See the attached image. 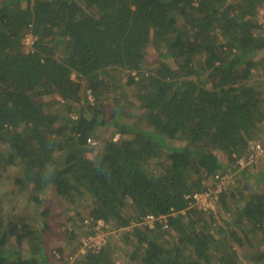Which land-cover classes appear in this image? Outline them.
Masks as SVG:
<instances>
[{"label": "trees", "instance_id": "trees-1", "mask_svg": "<svg viewBox=\"0 0 264 264\" xmlns=\"http://www.w3.org/2000/svg\"><path fill=\"white\" fill-rule=\"evenodd\" d=\"M261 8L264 0H0V185L8 178L13 196L0 215V264H52L55 206L66 224L87 208L122 230L70 261L79 231H90L82 218L68 253L57 247L58 264H119L114 247L120 264H245L238 248L264 264V168L237 163L264 135ZM237 167L238 187L222 191L218 210L193 204L195 191ZM50 189L53 207L40 198Z\"/></svg>", "mask_w": 264, "mask_h": 264}, {"label": "rangeland", "instance_id": "rangeland-1", "mask_svg": "<svg viewBox=\"0 0 264 264\" xmlns=\"http://www.w3.org/2000/svg\"><path fill=\"white\" fill-rule=\"evenodd\" d=\"M259 17H260L261 21L264 22V8L260 9ZM134 72H136V71L135 70L132 71V74ZM110 132H111V128L109 127V128H107L105 130V132H104L105 134L104 135L109 136ZM122 138H123V136H120V135L115 137V139H119V140H122ZM258 139L262 143H264V135H261ZM95 140H97L96 144H99L102 141V139H99V140L95 139ZM253 140H256V139H252V140L249 141L247 149L240 156V157H243L245 159V162L247 163L246 166L250 168L252 173L257 171V170H259V169L264 168V154H262V155L260 154L257 157H255L253 162H249V159L247 158L248 149L250 147L251 141H253ZM235 170H232L233 172L231 171L233 176L225 184L224 188H226L227 190L228 189L229 190L237 189V187H238L239 179H240V175L238 174V167ZM17 171H18L17 167H12L9 170L8 173L13 176V175H15V173ZM253 179L254 178H252L251 180H253ZM10 185H11V181L8 180V178H5L4 180H2V183L0 185V215L4 214V213H7L8 209L10 208V205L12 204L11 202L10 203L8 202V199H10L13 196L12 195H7V191L10 189ZM40 198L43 199L47 203L48 207L49 206L53 207V205H54V194H53L51 189L46 191L45 193L41 194ZM37 206H38L37 202H35V201L31 202V207L32 208H35ZM216 209L218 210L217 207H216ZM87 210L88 209L86 208L85 211H84V215L82 217L83 221H84V218L89 215ZM52 212H53L54 215H51V219H50V221H51V229L48 231V234H46L47 246L48 247L45 250V252L53 253L50 256V261H51L52 264H58V263H60L59 260L62 258V254H61V252L58 251L57 247H59V246L65 247L66 252L68 253V249H69V246H70V241L68 240L69 239V231H70V229H72V228L75 229V230L79 229V228L82 229L84 226L82 227V218H79V220L77 219V220H74V221H69L66 224L64 222V220L66 219L65 218L66 214L64 213L63 208H61L60 206L59 207L55 206V208L53 209ZM35 213H37V212H35ZM35 218L38 219L37 214H36ZM3 223H5V222H3ZM121 231H122L121 229L113 228V229H111L109 231L107 237L111 238L112 242L114 241V243H116L118 241L119 235H121ZM79 232L80 233H79L78 237L80 238V236L82 235L81 233L83 231L82 232L79 231ZM78 247H77V249L75 247H74L75 249L74 248L70 249V251H69L70 253H71V250H72V252H74V254H72L73 257L69 258L70 261H73L75 259V257H77L79 255ZM113 250H114L113 254L115 255L116 262L120 264L125 258L124 257V252L122 250H119V248H117V247H114ZM238 250H239V253H240L241 257L246 261L245 264H254V263L250 262L245 257V255L243 254L242 249L238 248Z\"/></svg>", "mask_w": 264, "mask_h": 264}, {"label": "built area", "instance_id": "built-area-1", "mask_svg": "<svg viewBox=\"0 0 264 264\" xmlns=\"http://www.w3.org/2000/svg\"><path fill=\"white\" fill-rule=\"evenodd\" d=\"M38 39V36L34 33H27L23 38V43L26 45L27 49L33 50L34 49V43ZM133 74H136L134 72ZM138 77V76H137ZM88 98L93 102L94 97L92 94L91 89L87 91ZM88 142L91 144H96L97 140L90 137L88 138ZM264 153V145L260 140H253L250 143V147L248 149V156L249 162H253L255 157L258 155H262ZM235 157H237L236 154H234ZM238 165L243 168L246 166L245 159L243 157L237 158ZM233 174L231 172L224 173V174H217L216 180L214 184L210 187H208L204 191H195L191 197L193 199V204L197 206L199 209L207 210L208 212L214 211L217 206V200L222 193V191L225 189L226 182L229 181L230 178H232ZM158 219V217L154 216L153 214H148L144 222L153 227L155 220ZM84 224L90 229V231L82 234L79 238V253L84 254L87 252V250L93 249V250H100L107 242L108 240V233L112 228V224L107 222L103 218H96L91 215H88L84 218ZM71 258L73 255L70 256Z\"/></svg>", "mask_w": 264, "mask_h": 264}]
</instances>
